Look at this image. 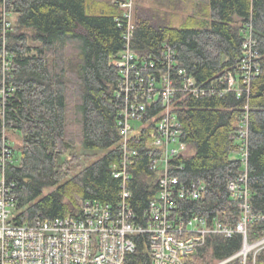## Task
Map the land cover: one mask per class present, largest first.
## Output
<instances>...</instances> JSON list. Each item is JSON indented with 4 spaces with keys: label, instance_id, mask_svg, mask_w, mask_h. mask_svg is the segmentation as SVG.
Returning a JSON list of instances; mask_svg holds the SVG:
<instances>
[{
    "label": "trees",
    "instance_id": "16d2710c",
    "mask_svg": "<svg viewBox=\"0 0 264 264\" xmlns=\"http://www.w3.org/2000/svg\"><path fill=\"white\" fill-rule=\"evenodd\" d=\"M132 46L142 61L157 62L165 45L177 53V70L198 83L215 80L234 71L243 58V30L252 28L257 41L256 63L260 73L249 94L220 98L180 95L175 111L186 154L172 162V175L182 185H205L196 201L179 200L177 213L210 222L220 218L235 226L240 219L230 197L229 183L244 173L239 126L248 117V187L253 212L261 216L249 227L252 241L264 235V0H209L200 2L180 26L174 19L186 0H155L138 7ZM138 2V3H137ZM4 0H0V11ZM14 17L5 45L0 25V139L3 130L16 132L21 147L15 163L8 165L6 179L18 204L17 225H34L76 215L88 200L116 208L121 202L122 182L113 170L122 158L117 124L120 99L116 97L121 75L112 65L124 48L117 19L121 10L110 0H6ZM4 55L9 60L4 71ZM148 112L152 119L161 105ZM155 127L132 142L138 153L127 188L138 222L145 224L150 203L158 195L160 174L151 169L148 141ZM149 134V135H148ZM81 148L105 155L75 173ZM179 168V169H178ZM47 191L48 194H45ZM149 236L133 237L136 249L125 264H153ZM242 236H214L197 256L211 263L235 254Z\"/></svg>",
    "mask_w": 264,
    "mask_h": 264
},
{
    "label": "built area",
    "instance_id": "2783aa9c",
    "mask_svg": "<svg viewBox=\"0 0 264 264\" xmlns=\"http://www.w3.org/2000/svg\"><path fill=\"white\" fill-rule=\"evenodd\" d=\"M121 10L116 21L123 34L124 48L112 59V65L119 70L121 79L116 97L120 99L117 124L121 136L122 158L114 167L113 175L122 182L121 202L116 208L100 201L84 202L76 215L53 221L38 220L34 225H17L15 217L18 204L12 194V187L6 179L8 165L15 162V150L3 130L0 139V264H125L128 253L136 245L133 237L146 234L153 264H199L198 253L214 236L231 239L242 236L241 248L230 257L210 264H264V235L255 241L249 237V227L261 216L253 212L251 193L248 187V117L239 126L240 155L244 173L229 183L230 197L236 202L240 219L235 226L226 225L220 218L211 222L194 215L181 218L178 213L179 200L201 199L206 187L203 183L182 185L172 175V162L186 154L188 146L181 140L180 123L175 105L180 95L194 97L213 96L220 98L233 93L237 98L249 94L252 80L260 73L256 63L257 41L252 28L243 30V58L234 71L208 82L198 83L184 70H177V53L165 45L160 59L142 61L133 49L136 31V0H112ZM12 14L6 9V0L0 11V25L3 37L12 29ZM4 71L9 60L4 55ZM5 90L0 91L4 96ZM161 105V110L147 120L148 112ZM152 128L148 141L151 169L160 174L158 195L150 203L145 215V224L138 222L129 200L132 197L127 183L130 170L139 153L132 148V142L139 140ZM149 135V134H148ZM179 169V168H178Z\"/></svg>",
    "mask_w": 264,
    "mask_h": 264
},
{
    "label": "rangeland",
    "instance_id": "374dc122",
    "mask_svg": "<svg viewBox=\"0 0 264 264\" xmlns=\"http://www.w3.org/2000/svg\"><path fill=\"white\" fill-rule=\"evenodd\" d=\"M150 1L155 2V0H140L139 1V6L138 7H148L151 6L150 5ZM163 2L165 0H162ZM110 2L112 4L113 1L110 0ZM187 5L183 7V9L181 11L178 12V16L177 18L174 19V26H180L181 23L186 19V17H188L191 13H193L192 11L195 9L198 12V4L200 2H203V0H186ZM138 3V2H137ZM135 13H136V9H135ZM11 23H14V17L11 16L10 19ZM7 135L9 137V140L11 141V144L14 148V150L19 151L20 147H21V137L20 135L16 134V132H7ZM74 155H79L80 156V160H79V166H77V168H75V173L79 172L80 170L84 169L85 167L91 165L94 161L102 158L105 155V152H101V153H96L94 155V158H92L91 156L92 153L91 152H86L81 148H77L76 152L69 154L67 157L68 159H72ZM47 191L45 194H48ZM250 237V236H249ZM250 240L252 241V239L250 238ZM257 240V238L255 239ZM254 241V240H253ZM209 255H206V258L204 259V261H199V259L196 258V262H198L199 264H210L211 263V253L208 252Z\"/></svg>",
    "mask_w": 264,
    "mask_h": 264
},
{
    "label": "water",
    "instance_id": "95a60500",
    "mask_svg": "<svg viewBox=\"0 0 264 264\" xmlns=\"http://www.w3.org/2000/svg\"><path fill=\"white\" fill-rule=\"evenodd\" d=\"M203 2H204V3H208V2H209V0H203Z\"/></svg>",
    "mask_w": 264,
    "mask_h": 264
}]
</instances>
